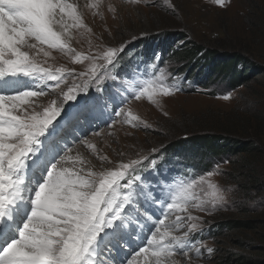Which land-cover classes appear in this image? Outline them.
Here are the masks:
<instances>
[{"label":"snow or ice","instance_id":"obj_1","mask_svg":"<svg viewBox=\"0 0 264 264\" xmlns=\"http://www.w3.org/2000/svg\"><path fill=\"white\" fill-rule=\"evenodd\" d=\"M81 29L91 32L75 0H0V264H179L177 255L192 264L205 249L210 256L212 247L192 239L203 231L193 212L226 203L212 179L218 167L200 174L163 147L126 160L100 155L99 165L80 151L95 148L89 128L138 126L126 110L132 100L157 104L180 90L149 74L162 59L156 49L134 63L131 40L77 52L71 41ZM50 50L86 67H54L41 59Z\"/></svg>","mask_w":264,"mask_h":264},{"label":"rangeland","instance_id":"obj_2","mask_svg":"<svg viewBox=\"0 0 264 264\" xmlns=\"http://www.w3.org/2000/svg\"><path fill=\"white\" fill-rule=\"evenodd\" d=\"M75 2L80 6L87 28L91 29V32L81 29L79 33H74L71 46L77 52L87 53L91 50L95 53L100 50L101 45L118 46L131 40L126 56L134 55L129 62L134 63L136 59L156 49L162 59L157 68L152 69L149 66V74L156 75L168 86L178 82L180 89L170 96L158 97L157 104H152L146 98L132 100L126 110L140 118L141 123L136 127L125 123L112 124L109 120L111 128L104 123L99 128H89L88 139L95 148L89 149L85 145L81 149L97 165L100 155H106L114 161L120 158L118 152L124 154L125 160L137 158L138 154L142 155L153 147L186 138V133H181L186 128H194L196 132H210L220 116L224 118L226 113H231L236 108H239V112H235L238 115L236 120L247 121L249 118L240 116V112L245 110L243 105L252 99L256 104L253 110L258 111L257 117L260 118L259 124L264 122V0H224L223 5L215 4L214 0H170L171 6L165 0ZM110 5L115 11L110 10ZM161 34L165 37L163 40ZM133 37L138 39H132ZM191 44L200 45L207 50L206 53L213 50L214 54L222 57L218 59L219 63H226L227 53L239 54L248 69L253 65L257 69L248 76L243 85L232 89L227 83L228 77L218 76L215 72L213 84L207 85V88H195L194 91L193 87L197 85L193 74L185 79L184 73H180L175 66V58L170 55L171 48H184ZM50 51L51 57L44 58L41 55V59H47L48 64L54 67H65L77 72L86 67V62L74 63L71 55H65L58 50ZM167 51L169 55L166 54ZM201 58L202 55L196 60L190 58L189 61L177 65L183 71L187 67L190 70L195 67L200 71ZM191 62L193 64H187ZM151 63L156 61L153 59ZM239 68L240 64L236 69ZM67 91L64 88V92ZM229 94V99H223V96ZM58 95L53 93L43 98L42 102L47 104ZM110 110L111 101L108 102L105 116ZM256 130V150L210 157L211 163L209 161L210 165H207L205 171L218 167V172L212 179L224 189L226 203L211 214L193 212L202 218L203 231L192 239L212 247L214 252L209 256L205 249L202 257L193 255L192 264H238L236 260L243 264H264V126L258 125ZM94 131L100 135L94 136ZM197 147L190 148L199 152L196 154L197 158L207 160L204 156L209 154ZM248 164L253 167H248ZM196 166L195 170L201 169L199 164ZM230 219L254 227H220ZM176 259L179 264H188L187 258L177 255Z\"/></svg>","mask_w":264,"mask_h":264},{"label":"trees","instance_id":"obj_3","mask_svg":"<svg viewBox=\"0 0 264 264\" xmlns=\"http://www.w3.org/2000/svg\"><path fill=\"white\" fill-rule=\"evenodd\" d=\"M163 40L165 37L161 34ZM167 39V38H166ZM186 41V40H185ZM184 43V41H183ZM186 43V42H185ZM184 48L186 50H184ZM184 48H171L170 55L173 56L175 66L180 73H184L185 79L187 76L192 75L194 80L196 81L195 88H207V85L213 84V77L215 72H217L218 76L222 75L224 77H228L227 83L229 84L230 89L243 85L247 78L254 70L257 69L256 65L250 66L248 69L244 64L242 56L239 54H225V59H227L226 63H219L218 59H222V57L214 54V51L211 50L209 53H206V49L200 47V45L184 46ZM188 48V49H187ZM168 52V51H167ZM166 54L169 55V52ZM202 55V62L200 63V71L198 68H185L184 71L181 69V66L177 64L182 63L184 61H189L190 58L196 60L198 57ZM196 57V58H195ZM213 57V58H212ZM218 62V63H217ZM187 64H193L187 63ZM240 64L239 70L236 67ZM216 65V67H215ZM203 66V67H202ZM251 69V70H250ZM182 70V71H181ZM192 90V91H193ZM258 94L255 95L257 97ZM250 100V99H249ZM245 110L240 112V116H247L249 119L247 121L243 120L241 122L237 121L235 117V112H239V108L226 113L223 118L220 116L219 120H216V126L211 127L210 132L197 131L193 129H183L181 133H186L183 139H176L171 143L163 144L162 146L165 149V153L167 158L170 161H181L187 165L195 166L200 165V170L205 171L207 169V165L211 163L210 157L216 155H222L225 153L236 155L237 152H252L256 150V142H258V137L256 136V126L261 125L264 126V122L259 124L260 118L257 117V112L253 110L255 109L256 104L252 99L247 101L246 104L243 105ZM218 119V118H217ZM212 123V122H211ZM214 129V130H213ZM191 133V134H190ZM186 139V140H185ZM250 141V142H249ZM201 147L202 151L207 152L209 155H205L204 158L207 160H202L200 157L197 158L199 152L195 151V149H191L190 147ZM157 147V148H159ZM197 147V148H198ZM203 156V154H201ZM214 158V157H212ZM178 159V160H175ZM210 161V163H209ZM243 163V162H242ZM249 165V164H248ZM240 166H242L240 164ZM248 167H253L249 165ZM200 171V172H202ZM220 227H225L227 229H249L253 228L254 225H250L248 223H240L233 219L226 220L224 225ZM219 227V228H220ZM214 230L212 231V233ZM225 262V260H223ZM238 264H243V262H239L236 260ZM227 264L229 262H226Z\"/></svg>","mask_w":264,"mask_h":264},{"label":"bare ground","instance_id":"obj_4","mask_svg":"<svg viewBox=\"0 0 264 264\" xmlns=\"http://www.w3.org/2000/svg\"><path fill=\"white\" fill-rule=\"evenodd\" d=\"M80 151L83 152L82 149H80ZM93 163L96 164L94 161H93Z\"/></svg>","mask_w":264,"mask_h":264}]
</instances>
